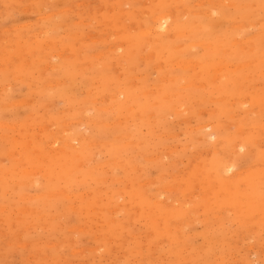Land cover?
I'll use <instances>...</instances> for the list:
<instances>
[{"label":"rangeland","instance_id":"374dc122","mask_svg":"<svg viewBox=\"0 0 264 264\" xmlns=\"http://www.w3.org/2000/svg\"><path fill=\"white\" fill-rule=\"evenodd\" d=\"M263 191L264 0H0V264H264Z\"/></svg>","mask_w":264,"mask_h":264},{"label":"bare ground","instance_id":"6f19581e","mask_svg":"<svg viewBox=\"0 0 264 264\" xmlns=\"http://www.w3.org/2000/svg\"><path fill=\"white\" fill-rule=\"evenodd\" d=\"M219 1V0H218ZM178 7V6H177ZM184 12V11H183ZM185 13H186V11H185ZM209 13V12H208ZM203 14V13H202ZM154 16V15H153ZM43 17V16H42ZM172 15L170 14V12L169 13H158V15L155 17V18H153L152 19V27H151V29H150V31L152 32H160V33H163V32H166L167 30H168V28H169V26H170V22H171V19H172ZM180 21V20H179ZM148 28V27H147ZM181 28V27H180ZM149 31V30H148ZM120 32V31H119ZM176 34V33H175ZM155 35V34H154ZM160 35V34H159ZM177 35H179V34H177ZM158 36V35H157ZM157 36H154V37H157ZM166 36H168V35H166ZM165 35H164V37H166ZM180 36H181V34H180ZM159 37V36H158ZM162 38V37H161ZM168 38V37H167ZM178 41V40H177ZM183 43V42H182ZM121 44V43H120ZM13 45V44H12ZM181 45V44H180ZM254 45V44H253ZM119 46V45H118ZM117 46V47H118ZM124 46V45H123ZM122 46V47H123ZM182 46V45H181ZM180 46V47H181ZM185 46V45H184ZM254 47V46H253ZM110 48V47H109ZM119 49H120V46L118 47ZM117 48V49H118ZM173 48V47H172ZM187 48V47H186ZM190 48V47H189ZM184 51V50H183ZM119 52V51H118ZM60 53V52H59ZM186 53V52H185ZM98 54V53H97ZM154 54V53H153ZM175 56V55H174ZM178 56V55H177ZM180 56V55H179ZM183 56V55H182ZM145 57V56H144ZM144 57H143V59H144ZM147 57V56H146ZM153 57V56H152ZM170 61V60H169ZM179 63H180V59H179V61H178ZM175 63V62H174ZM188 63V62H187ZM249 63V62H248ZM160 64V63H159ZM188 64H190V63H188ZM181 65H184V64H181ZM186 65V64H185ZM95 66V65H94ZM161 67H162V65H160ZM233 66V65H232ZM223 67V66H222ZM235 68V67H234ZM216 69V68H215ZM219 69V68H218ZM221 69V68H220ZM219 69V70H220ZM218 70V71H219ZM222 70V69H221ZM222 72V71H221ZM223 74V73H222ZM218 75V74H217ZM224 75V74H223ZM221 76V75H220ZM224 76H227V75H224ZM223 76V77H224ZM164 78V77H163ZM175 78V77H174ZM217 78H220L219 76L217 77ZM162 79V78H161ZM172 79V78H171ZM166 80V79H165ZM50 81V80H49ZM162 81V80H161ZM167 81V80H166ZM59 82V81H58ZM135 83V82H134ZM127 84V83H126ZM262 84V83H261ZM46 85V84H45ZM57 85V84H56ZM204 85V84H203ZM197 87V86H196ZM126 93V92H125ZM123 95H125L124 93H123ZM121 96V95H120ZM129 96V95H128ZM122 97V96H121ZM120 98V97H119ZM127 98V97H126ZM107 99V98H106ZM216 99V98H215ZM217 100H219V99H217ZM248 100V99H247ZM234 102V101H233ZM178 103V102H177ZM244 103V102H243ZM100 107V106H99ZM86 110H87V107H86ZM93 112V111H92ZM205 114V113H204ZM71 120V119H70ZM80 120V119H79ZM82 120V119H81ZM103 121V120H102ZM64 122V121H63ZM80 122V121H79ZM78 122V123H79ZM95 123V122H94ZM110 123V122H109ZM210 124V123H209ZM80 126V125H79ZM202 126V125H201ZM45 127H46V125H45ZM231 127V126H230ZM206 128H211V125H206ZM226 128V127H225ZM245 129V128H244ZM206 130V129H205ZM213 130V129H212ZM211 130V131H212ZM214 134V133H213ZM168 136V135H167ZM201 137V136H200ZM210 137H213L212 136V132L210 133ZM209 137V138H210ZM202 138V137H201ZM211 139V138H210ZM57 140V139H56ZM56 140H53V142L55 141L56 142ZM74 141H76V139L74 140ZM63 143V142H62ZM66 144V146H72L74 143H72L71 141H67V142H65ZM96 143V142H95ZM64 144V143H63ZM94 145V144H93ZM45 146H47V145H45ZM52 147V146H51ZM64 148V147H63ZM63 148H61V149H63ZM84 148V147H83ZM241 148H243V147H241ZM57 149V148H56ZM73 150V149H72ZM210 151V150H209ZM166 152V151H165ZM83 153H84V151H83ZM82 154V153H81ZM207 154V153H206ZM171 155V154H170ZM82 156H83V154H82ZM151 156V155H150ZM154 160V159H153ZM178 160V159H177ZM229 160H230V156H229ZM193 161V160H192ZM191 162V161H190ZM220 163V162H219ZM223 165V164H222ZM225 165V168H224V166H223V171L225 172V173H229V172H232L233 171V169L235 168V164L234 163H226V164H224ZM35 169V168H34ZM31 170V169H30ZM221 170V169H220ZM37 171V170H36ZM34 172H32V174H33ZM35 173H39V171L38 172H35ZM34 173V174H35ZM234 173H236L237 174V172H234ZM215 174V173H214ZM223 175V174H222ZM217 176V175H216ZM219 176V175H218ZM217 176V177H218ZM224 176H226V174L224 175ZM223 176V177H224ZM237 176V175H236ZM106 180V179H105ZM151 180V179H150ZM150 182V181H149ZM152 182V181H151ZM33 183V182H32ZM37 183V182H36ZM28 184V183H27ZM194 190V189H193ZM264 192V191H263ZM163 193V192H162ZM161 193V194H162ZM193 194V193H192ZM156 195V194H155ZM158 195V194H157ZM163 196V195H162ZM153 197V196H152ZM154 198V197H153ZM104 200V199H103ZM156 202H157V200H156ZM166 203H169V202H167L166 201ZM154 204H155V202H154ZM175 207V206H174ZM114 210H116L115 208H114ZM131 220V219H130ZM179 221V220H178ZM191 222V221H190ZM181 223V222H180ZM192 223V222H191ZM176 224V223H175ZM124 242V241H123ZM27 244V243H26ZM19 245V244H18ZM25 245V244H24ZM93 248H96V247H93ZM87 250H88V248H87ZM90 250V249H89ZM88 250V251H89ZM146 258V257H145ZM155 259V258H154ZM69 262V261H68Z\"/></svg>","mask_w":264,"mask_h":264}]
</instances>
